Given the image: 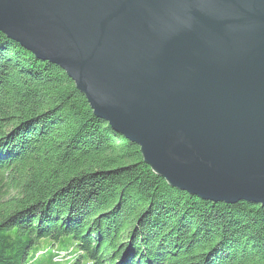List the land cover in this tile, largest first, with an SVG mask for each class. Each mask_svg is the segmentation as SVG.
<instances>
[{
	"label": "water",
	"instance_id": "95a60500",
	"mask_svg": "<svg viewBox=\"0 0 264 264\" xmlns=\"http://www.w3.org/2000/svg\"><path fill=\"white\" fill-rule=\"evenodd\" d=\"M0 33L170 188L264 207V0H0Z\"/></svg>",
	"mask_w": 264,
	"mask_h": 264
},
{
	"label": "trees",
	"instance_id": "16d2710c",
	"mask_svg": "<svg viewBox=\"0 0 264 264\" xmlns=\"http://www.w3.org/2000/svg\"><path fill=\"white\" fill-rule=\"evenodd\" d=\"M0 264H264V207L170 188L0 33Z\"/></svg>",
	"mask_w": 264,
	"mask_h": 264
}]
</instances>
